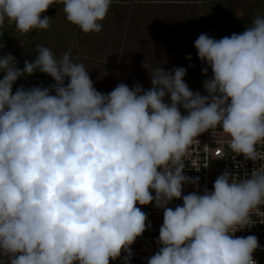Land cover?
<instances>
[{"label": "clouds", "instance_id": "clouds-1", "mask_svg": "<svg viewBox=\"0 0 264 264\" xmlns=\"http://www.w3.org/2000/svg\"><path fill=\"white\" fill-rule=\"evenodd\" d=\"M112 3L0 0V28L7 20L22 34L47 30L52 18L42 13L62 4L68 22L98 34ZM194 47L208 66L202 73L211 68L207 95L189 88L184 67L153 70L147 90L120 83L101 93L70 52L57 58L36 44L23 68L11 53L0 56V264H110L122 252L129 264L131 245L151 226L137 204L153 202L163 209L161 246L147 264H257L258 238L235 233L264 204V170L239 181L225 171L202 194L182 195V185L199 183L183 174L184 160L209 129L230 137L234 155L264 161V16L240 34H201ZM37 71L55 83L13 93ZM174 199L182 206L168 207Z\"/></svg>", "mask_w": 264, "mask_h": 264}, {"label": "rangeland", "instance_id": "rangeland-1", "mask_svg": "<svg viewBox=\"0 0 264 264\" xmlns=\"http://www.w3.org/2000/svg\"><path fill=\"white\" fill-rule=\"evenodd\" d=\"M215 1L113 0L106 19L101 22L100 33L85 34L67 20H61L60 26L51 25L48 32L52 40L47 44L57 58L70 52L74 62L83 63L94 87L101 93L112 91L120 83L132 88L139 82L147 90L152 87L150 73L153 70L171 71L184 67L187 70L184 80L189 88L207 95L203 83L211 78L212 72L209 67L206 75L202 73V68L208 66L198 58L195 40L201 34L218 40L242 33V22L252 19L255 3V0H226L225 8L220 12ZM114 10L123 13L122 24L118 19L115 23L111 21ZM47 30L39 32V40L46 37ZM31 32L10 35L7 44L0 49V56L11 53L16 61L27 59L29 45L39 43L37 36L27 39ZM42 74L38 71L20 77L13 84V93L20 87H49L55 83L49 75ZM2 77L3 73H0ZM165 102L170 103V97H166Z\"/></svg>", "mask_w": 264, "mask_h": 264}, {"label": "built area", "instance_id": "built-area-1", "mask_svg": "<svg viewBox=\"0 0 264 264\" xmlns=\"http://www.w3.org/2000/svg\"><path fill=\"white\" fill-rule=\"evenodd\" d=\"M182 115H187L181 108ZM199 142L194 141L187 149L184 164V175L192 178L199 177L198 185L183 184L182 195H187L193 191L202 194L206 188L213 190V185L217 177L225 171L236 174L237 181L250 175L253 169L264 170V161L253 162L245 160L243 155H234L228 146L230 137L223 132L220 127L209 129L196 137ZM257 149L264 151V147L257 145ZM205 165H207L205 167ZM199 169V170H197ZM155 195V192H152ZM183 204L182 199H174L168 207L173 209L177 205ZM148 216L150 227L146 228L141 237H138L131 245L132 258L129 264H147L148 258L154 255L161 246L158 243L159 229L163 224V209L155 207V203L146 206L137 204ZM255 235L261 246L253 253V258L257 264H264V204L257 206L250 213V222L243 229L235 233L237 237ZM127 253L121 254L116 260H110V264H123V258Z\"/></svg>", "mask_w": 264, "mask_h": 264}, {"label": "trees", "instance_id": "trees-1", "mask_svg": "<svg viewBox=\"0 0 264 264\" xmlns=\"http://www.w3.org/2000/svg\"><path fill=\"white\" fill-rule=\"evenodd\" d=\"M225 2H226V0H216L214 2L219 7L220 12H223V9L225 8V6H226ZM55 12H56L55 16H53V15L48 16V15L55 13ZM221 14L222 13H219L218 15L221 16ZM43 16H48V17L52 18V20L50 22L52 26L55 24L60 26L59 23L61 22V20L66 21V16L63 12V5L62 4L52 5V7L50 9H48L45 13H42V17ZM257 16H264V0H255V3L253 4V7H252V19L250 21L242 22L243 29L240 28L241 29L240 32H243L247 29V27L252 26V22ZM113 18H115V19L118 18V20L121 21L123 18V13L117 12L115 15H113ZM41 31H42L41 29H33L32 32L27 35V39H32V37H36V36L38 39V34ZM48 31H50V28H49V30L46 31V33H47L46 37L42 41L38 39L39 43H37V44H41L43 46L50 48V45H49V43L47 44V42L52 40V35H50ZM0 32H1L0 33V45H3L2 47H0V49H1L7 44L8 37L10 35L17 34L19 31L16 29L14 23H8L7 22L5 24V26L0 28ZM28 41L29 40H27V42ZM27 42H26V44H27ZM29 44H31V43H29ZM51 44H52V42H51ZM37 55H38V53L36 52V44L34 46L32 44L29 45L28 58L27 59H19L17 61V66L20 68H23L25 60H28L29 62H31L36 58ZM42 75H44V74H42Z\"/></svg>", "mask_w": 264, "mask_h": 264}, {"label": "flooded vegetation", "instance_id": "flooded-vegetation-1", "mask_svg": "<svg viewBox=\"0 0 264 264\" xmlns=\"http://www.w3.org/2000/svg\"><path fill=\"white\" fill-rule=\"evenodd\" d=\"M117 6H118V4H117ZM117 6H116V7H117ZM51 7H52V6H51ZM51 7H50V8H51ZM116 7H115V8H116ZM50 8H49V9H50ZM117 12H118L117 10L112 11V12H111V16L113 17V15H115ZM118 13H119V12H118ZM117 19H118V18H117ZM72 48H74V47H72ZM72 48H71V49H72Z\"/></svg>", "mask_w": 264, "mask_h": 264}, {"label": "crops", "instance_id": "crops-1", "mask_svg": "<svg viewBox=\"0 0 264 264\" xmlns=\"http://www.w3.org/2000/svg\"><path fill=\"white\" fill-rule=\"evenodd\" d=\"M115 20H116L115 18H113V17L111 18V21H112L113 23H115ZM122 20H123V19H122ZM118 21H119V20H118ZM119 22L122 24V21H119Z\"/></svg>", "mask_w": 264, "mask_h": 264}]
</instances>
